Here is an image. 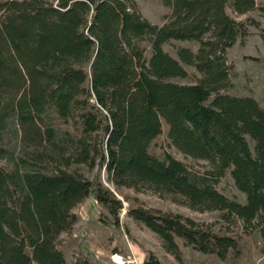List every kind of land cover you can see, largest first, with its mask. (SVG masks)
<instances>
[{
    "label": "trees",
    "instance_id": "trees-1",
    "mask_svg": "<svg viewBox=\"0 0 264 264\" xmlns=\"http://www.w3.org/2000/svg\"><path fill=\"white\" fill-rule=\"evenodd\" d=\"M161 2L170 14L157 25L135 0H0V264H68L60 237L89 195L118 223L122 201L74 166L104 169L118 190L217 210L245 228L264 223V106L222 92L225 54L247 32L226 7L242 15L255 0ZM172 41L197 48L173 56L164 49ZM186 67L196 74L181 83ZM10 117L17 155L3 141ZM163 124L200 168L150 150ZM226 174L244 203L216 189ZM134 201L127 215L172 254L175 238L219 258L237 246L235 236Z\"/></svg>",
    "mask_w": 264,
    "mask_h": 264
},
{
    "label": "rangeland",
    "instance_id": "rangeland-1",
    "mask_svg": "<svg viewBox=\"0 0 264 264\" xmlns=\"http://www.w3.org/2000/svg\"><path fill=\"white\" fill-rule=\"evenodd\" d=\"M141 14L151 23L160 25L170 14V9L161 0H135ZM226 13L235 20L242 21L247 29L246 35L227 50L226 64L230 67V85L223 93L236 96H251L264 106V0H255V7L246 14L237 15L230 7ZM178 46L188 47L193 51L197 45L190 42L172 41L164 46L171 55L176 56ZM189 79L196 74L193 68L186 67ZM8 128L4 134V143L15 155L19 150L15 146L13 136V119H8ZM150 150L157 156L164 152L187 165L200 168L202 162L192 163L173 146L167 138V127L162 125L161 134L153 141ZM6 168L14 167V161L2 163ZM18 166H22L18 162ZM32 166L30 163L28 167ZM89 179L98 178L104 186L114 192L122 201V209L118 214V223L113 222L107 211L89 195L74 212L77 222L68 234L60 237V248L68 264H264V223L250 227H242L239 222L222 217L220 211H197L185 205L161 198L151 192H135L129 188L115 189L108 181L104 169L89 171L86 166H74ZM21 168V167H20ZM216 189L228 198L245 202V196L238 191L229 174L216 183ZM138 200L146 207L171 211L193 219L201 226H209L214 232H222L236 237L237 246L228 251L225 258L215 254H204L187 245L180 238L174 241L178 253L168 252L156 234L137 224L126 213L129 205ZM135 202V201H134ZM263 230V232L261 231ZM115 256H120L119 263Z\"/></svg>",
    "mask_w": 264,
    "mask_h": 264
},
{
    "label": "bare ground",
    "instance_id": "bare-ground-1",
    "mask_svg": "<svg viewBox=\"0 0 264 264\" xmlns=\"http://www.w3.org/2000/svg\"><path fill=\"white\" fill-rule=\"evenodd\" d=\"M116 260L119 262V263H122V259L120 256H115Z\"/></svg>",
    "mask_w": 264,
    "mask_h": 264
}]
</instances>
